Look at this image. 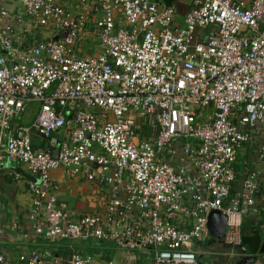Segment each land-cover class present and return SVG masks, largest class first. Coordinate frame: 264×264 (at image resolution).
<instances>
[{
  "label": "built area",
  "instance_id": "1",
  "mask_svg": "<svg viewBox=\"0 0 264 264\" xmlns=\"http://www.w3.org/2000/svg\"><path fill=\"white\" fill-rule=\"evenodd\" d=\"M190 6L177 18L160 0H0V161L37 180V232L119 252L72 250L66 264H199L210 211L226 216L222 244L239 245L243 217L264 207L258 168L230 193L238 150L264 125V0ZM91 37L101 51L85 55ZM179 139L192 173L169 160ZM59 168L108 186L104 210L59 207ZM0 264L54 263L31 252Z\"/></svg>",
  "mask_w": 264,
  "mask_h": 264
},
{
  "label": "crops",
  "instance_id": "2",
  "mask_svg": "<svg viewBox=\"0 0 264 264\" xmlns=\"http://www.w3.org/2000/svg\"><path fill=\"white\" fill-rule=\"evenodd\" d=\"M174 4L177 9L176 16L180 18L190 9L191 0H175ZM71 6H77V2L73 1ZM34 34L35 32L29 35V38L33 40ZM80 48L85 55H95L101 51L98 40L92 37L85 40ZM33 115L34 113L30 112V114L23 117V123H29ZM263 138L264 131H256L253 133L252 141L238 150V155H243L242 159L239 160L237 158L235 163L236 178L231 185V194L241 189L245 175L253 168L261 170L259 185L260 189H263L264 161H259L256 157L259 145L264 142ZM34 141L40 143L39 141L37 142L36 138H34ZM171 146L174 149V153L169 160L173 166L184 168L187 172L192 173L194 170L191 161L182 153V141L180 139L174 140ZM16 174L19 175L18 178L15 177ZM52 178L59 188L57 205L71 212L72 216L78 217L104 210L105 201L110 197L108 186L97 181L86 180L82 176H70L61 168L52 172ZM28 180H32V176L27 172L23 164L15 160L2 159L0 161V253L14 261L21 254L39 252L45 260L54 264H66L72 250L99 255L102 259L119 258V252L110 242L50 241L44 237L43 232H37L34 228V222L28 217L32 202V194L27 187ZM249 223H261L259 226L260 230L255 236L243 233ZM44 227L43 225V230H45ZM242 233V243L237 246L242 249L246 248L247 254L255 257L251 264H264L263 206L258 209L257 214L243 217ZM208 240L209 238L204 242L197 241L193 246L198 263L229 264V259L223 255L228 252L226 245L218 242L208 244ZM229 253L235 254L238 252L232 250ZM137 257H139V264H144L142 256Z\"/></svg>",
  "mask_w": 264,
  "mask_h": 264
},
{
  "label": "water",
  "instance_id": "3",
  "mask_svg": "<svg viewBox=\"0 0 264 264\" xmlns=\"http://www.w3.org/2000/svg\"><path fill=\"white\" fill-rule=\"evenodd\" d=\"M164 6H172L175 0H160ZM33 181H37L32 177ZM207 227L209 231L210 238L208 244L210 243H222V237L226 231V216L218 210H212L207 216ZM227 253H222L225 258L229 259V264H251L254 260L253 255L247 254V249H242L237 245H227ZM236 250L238 253L230 254L229 251ZM238 254V255H237Z\"/></svg>",
  "mask_w": 264,
  "mask_h": 264
},
{
  "label": "trees",
  "instance_id": "4",
  "mask_svg": "<svg viewBox=\"0 0 264 264\" xmlns=\"http://www.w3.org/2000/svg\"><path fill=\"white\" fill-rule=\"evenodd\" d=\"M260 224H252V223H249L248 226H246L247 229H245L244 232L245 231H248L249 234H253L255 236V234L257 232H259V230H260V228H259Z\"/></svg>",
  "mask_w": 264,
  "mask_h": 264
},
{
  "label": "rangeland",
  "instance_id": "5",
  "mask_svg": "<svg viewBox=\"0 0 264 264\" xmlns=\"http://www.w3.org/2000/svg\"><path fill=\"white\" fill-rule=\"evenodd\" d=\"M87 47V46H86ZM260 129H258V132H261L262 130L264 131V125H260L259 127ZM264 139V138H263ZM243 155V154H242ZM242 155H238L239 160L242 159Z\"/></svg>",
  "mask_w": 264,
  "mask_h": 264
}]
</instances>
